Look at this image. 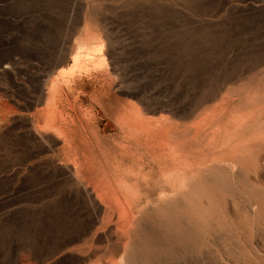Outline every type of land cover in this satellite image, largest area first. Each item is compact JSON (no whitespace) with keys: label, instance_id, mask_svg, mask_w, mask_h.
Segmentation results:
<instances>
[{"label":"rangeland","instance_id":"rangeland-1","mask_svg":"<svg viewBox=\"0 0 264 264\" xmlns=\"http://www.w3.org/2000/svg\"><path fill=\"white\" fill-rule=\"evenodd\" d=\"M87 32L114 49L101 78L111 83L109 94L98 95L102 81L76 90L84 109L103 110L78 136L91 143L97 163L111 161L121 141L107 121L115 123L133 104L179 129L207 116V138L212 115L215 127L230 129L243 114L249 117L243 173L264 190V0H0V264H111L94 252L90 200L49 164L57 149L69 159L64 144L50 150L27 119L37 103L46 106L42 85L70 67ZM152 154L145 149L147 161ZM182 165L163 158L147 166L151 182L138 185L136 208L145 221L156 217L149 203L165 190L163 177ZM226 195L230 222L210 226L207 264H264V212L256 216L245 199L234 203Z\"/></svg>","mask_w":264,"mask_h":264},{"label":"bare ground","instance_id":"bare-ground-1","mask_svg":"<svg viewBox=\"0 0 264 264\" xmlns=\"http://www.w3.org/2000/svg\"><path fill=\"white\" fill-rule=\"evenodd\" d=\"M97 37L87 32L83 40L78 38L70 67L60 70L49 85H42L46 106L39 108L36 102V111L26 118L50 150L64 144L69 159L61 157L63 153L57 149V158L49 164L80 184L90 200L97 222L96 255L105 256L111 264H207L210 226L223 228L230 222L226 224L225 219L227 193L234 203L245 199L256 216L264 212L263 188L256 179L243 173L242 161L248 147L242 138L249 117L238 116L228 130L222 124L215 127L217 116L212 115L209 122L212 129L207 138V116L198 124L179 129L170 124L169 117L153 116L155 111L148 116L143 106L133 104L117 115L115 123L107 121L106 125L120 131L121 141L115 143L117 152L111 161L97 163L91 143L78 136L86 123L99 122L103 110L84 109L80 101L82 90L76 91L78 84L96 81H102L99 96L108 95L111 90V83L101 78L109 74L114 49L107 47L104 38L95 41ZM92 40L94 44L90 43ZM93 102L102 104L98 97ZM234 135L238 141H234ZM145 149L153 152L150 161L145 158ZM163 158L183 163V169L163 177L166 187L176 189L170 192L164 187L156 202L149 203L156 217L145 221L142 212L136 213L143 193L138 185L150 184L146 168ZM259 165L255 161L254 169ZM189 167L194 168L193 172L182 177ZM223 169L229 171L228 176ZM253 205L257 207L252 208ZM259 206L261 209L257 210Z\"/></svg>","mask_w":264,"mask_h":264}]
</instances>
